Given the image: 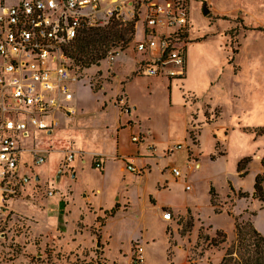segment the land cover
<instances>
[{
  "label": "rangeland",
  "instance_id": "obj_1",
  "mask_svg": "<svg viewBox=\"0 0 264 264\" xmlns=\"http://www.w3.org/2000/svg\"><path fill=\"white\" fill-rule=\"evenodd\" d=\"M189 9L186 79L173 81L171 89L164 77L141 76L143 56L132 42L113 60L77 71L75 113L56 115L59 126L50 136L36 133L24 142L48 155L36 171L24 167L30 177L39 173L41 184L0 215L8 263L133 264L141 246L144 264H219L222 248L236 243V218L252 222L264 237V203L254 197L255 178L264 176V0H189ZM143 39L139 24L134 40ZM125 91L140 130L151 134L146 150L134 146L157 158L145 175L130 173L127 159H114L116 127L128 114ZM129 137L124 130L125 153L133 149ZM70 150L85 163L76 154L73 163L60 165ZM98 156L106 163L104 174L92 167ZM243 159L249 162L238 173ZM195 162L200 167L192 170ZM211 189L220 214L211 205ZM155 198L190 210L164 223L162 211L169 209L154 210ZM118 204L113 218L99 211ZM98 218L108 221L104 229ZM217 231L227 236L221 248L210 243Z\"/></svg>",
  "mask_w": 264,
  "mask_h": 264
},
{
  "label": "built area",
  "instance_id": "obj_2",
  "mask_svg": "<svg viewBox=\"0 0 264 264\" xmlns=\"http://www.w3.org/2000/svg\"><path fill=\"white\" fill-rule=\"evenodd\" d=\"M115 19L134 21L135 37L137 26H143L144 39L133 41L134 51L143 56L141 76L170 80L186 76L189 0H0V215L10 211L26 188L40 184V176H28L24 167L33 171L42 166L48 152L28 148L24 142L39 132L51 134L58 127L51 118L56 112L75 113L70 104L78 77L68 47L84 32ZM157 28L166 32L159 35ZM132 141L141 143L143 137L133 136ZM76 154L80 153L67 151L64 167ZM100 159L95 162L98 170L103 169ZM127 170L139 172L132 164ZM171 172L182 176L176 168ZM55 194L47 192L48 197ZM162 212L163 220L171 221V212ZM4 239L0 237V242ZM132 261L144 264L141 246H136ZM0 264H12L1 244Z\"/></svg>",
  "mask_w": 264,
  "mask_h": 264
},
{
  "label": "trees",
  "instance_id": "obj_3",
  "mask_svg": "<svg viewBox=\"0 0 264 264\" xmlns=\"http://www.w3.org/2000/svg\"><path fill=\"white\" fill-rule=\"evenodd\" d=\"M135 22L113 20L108 26L95 28L84 32L76 38L67 49V55L72 61V68L77 72L88 70L108 58L110 53L124 49L134 41ZM236 52V51H235ZM248 159H243L238 166V173L245 172ZM264 165V160H263ZM245 174V173H244ZM264 176H257L254 185V197L264 203ZM211 205L216 214H220L218 198L214 190L211 189ZM239 197H246L239 193ZM64 209V204L61 205ZM119 206L110 212H105L106 218H113ZM103 227V219H97ZM62 224V213L59 217ZM236 243L233 246L222 248L224 256L219 264H264V237L256 229L252 222L239 221L235 219ZM227 236L222 231H217L216 238L210 243L215 248H221L226 244Z\"/></svg>",
  "mask_w": 264,
  "mask_h": 264
},
{
  "label": "crops",
  "instance_id": "obj_4",
  "mask_svg": "<svg viewBox=\"0 0 264 264\" xmlns=\"http://www.w3.org/2000/svg\"><path fill=\"white\" fill-rule=\"evenodd\" d=\"M141 63L142 62H140L139 64H138V67H139V69H138V71L137 72H139L140 71V69H141ZM156 78H158V77H156ZM165 78V77H164ZM185 79L187 78V74H186V76L184 77ZM183 78V79H184ZM167 79V78H166ZM168 81H169V85H170V88L172 89V82L173 81H175V80H182V79H175V80H170V79H167ZM72 91H73V85H72ZM73 94H74V91H73ZM123 108H124V106L126 105L127 106V108L130 110V112L128 113V114H124V118H125V121L124 122H120V124L116 127V129H117V137H116V139H117V141H116V144H115V155L117 154L119 157H120V159H118L117 158V155L115 156V160L116 161H119V160H121V159H127V161L128 162H130L132 165H135L136 163V165H139L138 163H141L139 166H138V168H136L139 172H138V174H136V175H145L146 173H148V170H147V167L149 166L150 167V169H152V165H153V161H155L157 158L155 157H153V155L152 154H149L147 151L146 152H143V153H141L140 152V148L139 147H135L134 145H138V144H140V146L141 147H144L145 145H146V143L148 142V144L150 143L149 141H146V140H148L147 139V137L149 136V135H151L150 134V132L149 133H144V132H142L141 130H140V125L138 124L139 122L137 121V120H135L134 118H133V111H132V109H131V105H130V98H129V96H128V94H126V91L125 92H123ZM75 95H74V99H73V101L71 102V106L75 109V111H76V107H75V105H76V103H75ZM107 107V106H106ZM106 107H105V109H106ZM121 110H122V108H120ZM133 109H135L136 110V106H134L133 105ZM56 115H62V116H66V117H70V116H72V115H69V114H67V113H64V112H56L51 118L52 119H54V120H56L55 119V116ZM58 126H59V124H58ZM139 127L138 128V130L137 131H134V128L135 127ZM126 129H129V131H130V137H129V141H128V144L129 145H131L132 147H133V149L132 150H127V152L125 153L124 151H123V146H122V136H123V131L124 130H126ZM40 133V132H39ZM47 136H50V134H46ZM138 135H140V136H142L143 137V141L141 142V143H134L133 141H132V137L133 136H138ZM34 137H35V135H34ZM152 142V141H151ZM153 143V142H152ZM144 149H145V147H144ZM146 150V149H145ZM144 150V151H145ZM156 156V155H155ZM78 157H79V159H81L80 158V156L78 155ZM98 157H100L101 159V161L103 162V169L102 170H99V171H101L103 174H104V172L106 171V163L104 162V160H103V158L101 157V156H98ZM151 157V158H150ZM188 157V156H187ZM142 158V159H141ZM75 160V159H74ZM82 160V162L83 163H85V159H84V157L81 159ZM97 160H96V157H94L93 158V161H92V167L93 168H95L94 166H95V162H96ZM62 160L60 161V165L62 164ZM74 162V161H73ZM72 162V163H73ZM190 164V162H188V165ZM194 167H196V168H199L200 167V162H198V163H196L195 162V164L193 165V167H192V170L194 169ZM37 169V168H36ZM36 169H34V171H36ZM96 169V168H95ZM123 170V169H122ZM123 171H126V168L124 167V170ZM36 174H38L39 175V173H36ZM133 174V173H132ZM40 176V175H39ZM40 184H41V177H40ZM40 184H38V185H40ZM168 184V183H167ZM38 185H36V186H34V185H32V186H29L28 188H26V190H25V192L23 193V196H22V198H24V197H26L28 194H30V192H34V190L38 187ZM160 188V187H159ZM150 198H151V196H150ZM150 198H149V200H150ZM155 200V204H153V209L154 210H158V209H160V208H168L169 209V211L171 212V215H172V218H171V221H166V220H163V218H161L160 217V220L162 221V222H172L173 221V217H175V216H180V217H182V216H185V214L190 210V208L187 206V205H184V207H183V210L181 209V207H177V206H172V205H167V206H164L163 204H158V200L155 198L154 199ZM151 201V200H150ZM62 203H64V202H62ZM65 205H66V203H65ZM68 205V204H67ZM118 206L120 207V205L118 204ZM113 210V209H112ZM99 211H101L102 212V214L104 213V216H105V212H109V211H103V210H99ZM101 212H99L97 215H96V218L97 217H100L101 215ZM116 215V214H115ZM64 220V219H63ZM109 220V219H108ZM65 223V222H64ZM107 223H108V221L105 223V225L102 227V229H104L105 227H106V225H107ZM103 231V230H102ZM97 237L98 238H102V237H100V236H98L97 235Z\"/></svg>",
  "mask_w": 264,
  "mask_h": 264
},
{
  "label": "water",
  "instance_id": "obj_5",
  "mask_svg": "<svg viewBox=\"0 0 264 264\" xmlns=\"http://www.w3.org/2000/svg\"><path fill=\"white\" fill-rule=\"evenodd\" d=\"M208 13V11H207V9L205 8V10H204V14H207ZM60 173H61V171H60ZM59 173V174H60ZM59 178H60V175L58 176V180H59Z\"/></svg>",
  "mask_w": 264,
  "mask_h": 264
}]
</instances>
